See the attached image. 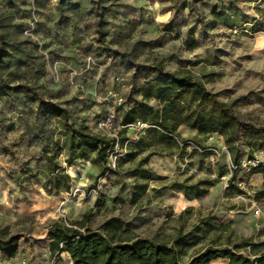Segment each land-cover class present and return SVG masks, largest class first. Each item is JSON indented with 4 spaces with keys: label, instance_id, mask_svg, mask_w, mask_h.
<instances>
[{
    "label": "rangeland",
    "instance_id": "rangeland-1",
    "mask_svg": "<svg viewBox=\"0 0 264 264\" xmlns=\"http://www.w3.org/2000/svg\"><path fill=\"white\" fill-rule=\"evenodd\" d=\"M1 49L5 82L36 87L72 123L108 138L122 137L123 111L141 97L133 87L154 82L160 63L264 126V0H0ZM179 133L130 125L132 145L117 144L99 176L91 151L68 163V134L32 95L0 98V229L21 235L16 257L0 252V264H74L52 255L47 230L89 211L95 221L121 216L159 242L188 235L182 263L209 245L251 254L264 242V197L255 198L264 177L251 174L264 149L250 158L244 140L228 144L185 125ZM214 147L227 149L216 162ZM56 152L68 191L48 183L45 155Z\"/></svg>",
    "mask_w": 264,
    "mask_h": 264
},
{
    "label": "trees",
    "instance_id": "trees-1",
    "mask_svg": "<svg viewBox=\"0 0 264 264\" xmlns=\"http://www.w3.org/2000/svg\"><path fill=\"white\" fill-rule=\"evenodd\" d=\"M102 22L100 17L99 34H102ZM3 56L5 50L1 49L0 58ZM156 72L158 77L154 82L133 87L132 93L140 92L141 97L130 101L123 111L120 139L94 133L86 123L80 126L72 123L67 107L45 98L30 84H11L0 77V98L21 93L32 95L38 101L42 113L57 118L68 134V163L91 151L102 165L99 176L107 174L109 153L117 144L132 145L127 128L138 121L178 138H181L180 127L185 125L203 134L222 135L228 144L244 140L250 148V158H253L256 150L264 149V126L241 116L233 104L208 90L203 81L189 74L166 71L161 63ZM152 100L159 101L161 108L150 105ZM144 142L145 138L141 137L138 145L143 147ZM45 156L50 175L49 185L61 189L63 183L68 191L71 176L56 160L58 152L46 153ZM251 174L264 177V162L255 165ZM262 197L264 190L258 191L255 196L256 200ZM95 219V213L89 211L78 220L51 223L47 237L52 255L59 257L67 253L74 264H212L218 259H226L229 264H264V242L252 244L249 255L242 253L239 244L209 245L182 263L188 235L177 237L172 243L159 242L135 232L131 222L121 216H108L98 221ZM20 240L21 235L10 232L8 227L0 229V252L10 259L15 258Z\"/></svg>",
    "mask_w": 264,
    "mask_h": 264
},
{
    "label": "built area",
    "instance_id": "built-area-1",
    "mask_svg": "<svg viewBox=\"0 0 264 264\" xmlns=\"http://www.w3.org/2000/svg\"><path fill=\"white\" fill-rule=\"evenodd\" d=\"M131 126H133L136 130L141 131L143 129H145L146 127L150 126L147 123H144L142 121H138L134 124H132ZM215 136H218L219 139L223 140V136L219 135V134H214ZM212 151L211 155L209 156V159L212 162H216L218 160V158L220 157V155L227 150L225 147L222 149V151H220L218 148L214 147L210 149Z\"/></svg>",
    "mask_w": 264,
    "mask_h": 264
},
{
    "label": "crops",
    "instance_id": "crops-1",
    "mask_svg": "<svg viewBox=\"0 0 264 264\" xmlns=\"http://www.w3.org/2000/svg\"><path fill=\"white\" fill-rule=\"evenodd\" d=\"M257 175H261V174H257ZM263 176V175H262ZM67 254V253H66ZM69 255V254H68ZM222 262V263H220ZM212 264H229V261L226 259H218L212 262Z\"/></svg>",
    "mask_w": 264,
    "mask_h": 264
}]
</instances>
